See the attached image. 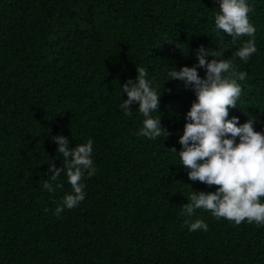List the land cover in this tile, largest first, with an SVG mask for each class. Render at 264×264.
<instances>
[{"label":"trees","instance_id":"obj_1","mask_svg":"<svg viewBox=\"0 0 264 264\" xmlns=\"http://www.w3.org/2000/svg\"><path fill=\"white\" fill-rule=\"evenodd\" d=\"M247 2L258 51L245 62L235 53L251 37L214 31L219 0H0V264H264V225L182 214L193 191L219 186L180 165L173 148L196 96L166 81L197 64L200 46L221 51L247 73L228 119L254 118L264 132V0ZM137 67L161 92L152 115L167 136L137 135L138 103L131 115L119 107ZM56 135L70 148L91 138L98 169L83 178L85 199L60 216L65 173L63 188H43L50 164L64 166ZM197 218L207 232L188 230Z\"/></svg>","mask_w":264,"mask_h":264},{"label":"clouds","instance_id":"obj_2","mask_svg":"<svg viewBox=\"0 0 264 264\" xmlns=\"http://www.w3.org/2000/svg\"><path fill=\"white\" fill-rule=\"evenodd\" d=\"M219 11L215 15L214 31L224 30L233 39L240 36L251 37L235 53L247 62L258 49L255 42V26L250 22L251 11L247 0H219ZM213 59L210 61L208 57ZM222 52L209 51L200 46L196 51L197 64L183 66L167 72V79H178L186 87L194 90L196 99L186 113V123L179 137V153L182 166L188 170L192 181L204 182L209 186L218 185L214 192L193 191L183 204L182 214L192 216L196 209L209 210L215 218H225L240 225L242 222L264 225V132L254 130V118L239 123V117L228 119L230 107H235L242 88L239 81L246 79L247 73L238 70L230 59H219ZM198 68L206 69L205 77L198 74ZM135 81L129 79L122 85L127 99L119 105L125 115H131V105L138 103L143 114L142 127L137 135L155 140L169 133L162 128L157 113L161 92L157 93L152 83L146 79L147 70L137 67ZM238 138V142H237ZM52 140L58 144L57 153L62 154L64 166L50 164L52 173L45 179L43 188L54 192L63 188L60 181L64 172L71 192L65 193L55 209V215L65 209L77 207L86 197L85 175L91 177L98 169L92 159L93 140L69 147V139L56 135ZM55 182V187H54ZM189 231H208V224L200 218L194 222L185 221Z\"/></svg>","mask_w":264,"mask_h":264}]
</instances>
